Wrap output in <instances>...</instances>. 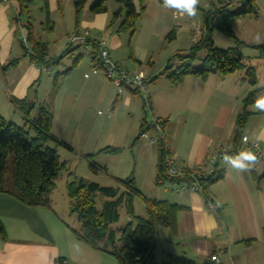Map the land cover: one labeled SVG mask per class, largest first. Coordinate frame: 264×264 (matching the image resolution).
I'll list each match as a JSON object with an SVG mask.
<instances>
[{
  "label": "crops",
  "instance_id": "0c3cea01",
  "mask_svg": "<svg viewBox=\"0 0 264 264\" xmlns=\"http://www.w3.org/2000/svg\"><path fill=\"white\" fill-rule=\"evenodd\" d=\"M93 1L90 0L87 3L77 26L75 25L73 0H47L49 18L52 23L50 25L46 24L45 1H36L30 7L28 16L34 41L47 46L49 57H58L69 47L78 46L69 44L71 35L88 31L92 40L105 42L112 59L121 67L131 73L145 76L148 79L146 85L148 89L149 85L158 81L160 77L152 72L153 66L150 65V56L154 53L153 48H138L128 59L119 57L117 51L123 49L126 42L122 34L128 33L130 37L135 35H131L130 32H117L124 19L125 10L122 11V17L110 26L120 5L114 0H107L106 12L92 14L90 6ZM132 1L137 11H140L142 3L145 4V2H157L159 5L157 12L150 15L148 5L145 4V12L137 24L135 33L139 25L146 26L145 40L149 45L151 36H162L167 39L172 27L179 26L175 20L186 16L181 15L176 9L164 7L158 0ZM205 1V9L209 7L210 1H232L234 5H238L239 2V0ZM256 2L258 6L256 15H248L234 22L238 39L247 44H259L260 41H257L259 38L264 40V0ZM198 7H200L199 4ZM16 15V1L14 5L0 2V69L2 73L0 85H4L3 93L5 97L8 96L11 106L14 105L13 98L28 99L36 106L31 113V116L35 117L40 104L48 105L54 113L52 134L58 140L65 142L72 151L88 150V148L91 150L92 143L101 135L99 131H94L95 127L93 130L88 128L92 122L90 112L99 106L107 107L109 110L113 108L115 112L123 110L121 117H127L129 120L128 123L126 122V127L129 125L130 130L138 136L147 116L143 98L139 93L126 90L119 95L113 84L103 74H91L94 68L93 50H86L80 46L83 57L60 88L52 94L53 80L43 79V75L46 73L50 75L54 69L59 68L63 61L54 69L45 70L32 63L29 57H25L16 39ZM202 23L203 21L195 27L197 29L195 34L200 38L198 39L193 34V44L201 39L202 33L200 34L199 28L202 29ZM50 26L52 29L49 28ZM249 49L251 48H244V54ZM125 53L127 54V49L124 50ZM74 54L76 57L79 52ZM252 55L258 58V53ZM13 61L15 64L3 71L4 67ZM146 61L149 64L148 70L150 71L148 72L143 68V62ZM250 67L256 70L257 86H264V67ZM78 71L80 74H77ZM238 73L240 75H237L235 84L239 87V92L235 96L226 91L227 89L220 88L227 77L235 73L226 77L213 74L207 81L188 76L178 86H172L169 82L170 87L161 93L155 90V86L150 87L151 91H148V96L151 111L157 120L165 121L161 125L164 143L170 154L176 158L175 165L180 171L198 169L209 171L208 160L217 155L220 148H226L228 151L232 149L235 122L242 109V101L254 89L248 83H239V79L245 75L246 70ZM261 95H264V91L258 94L257 99ZM0 106L1 109V103ZM250 109L253 115L247 121L243 137H247L250 143L257 142L264 156V111L254 110L253 107ZM18 113L19 120H24L22 113L20 111ZM174 114L186 120L185 125L191 119L189 127L186 126V132L191 131L196 138L187 147L181 146L178 140L172 137L169 139L167 136L166 130L171 125L170 118ZM0 115L6 120L10 118L8 113L0 111ZM106 125H108L107 122ZM66 133L70 134V139H66L68 138L65 136ZM157 137L160 138L159 133L151 128L146 131L145 137L137 141L135 138L133 141L139 157L146 156V166H152L151 169L146 167V173L147 176L153 174L151 179L155 183L154 175L157 174L158 151L161 142L155 143L151 140ZM148 145L152 147L156 145L157 153L152 147L148 148ZM247 151L256 154L252 148ZM257 157L256 164L246 172L237 171L226 164L222 165L225 169L224 178L209 188L211 204L207 203L201 192L180 190L181 183L159 184L172 188V192H166L162 200L181 206L183 209L177 215L175 233L162 226L158 228L157 252L152 264H162L165 252L196 264L210 262L214 264H264V178H262L264 159L262 156L257 155ZM102 167H106L107 171V165ZM139 176L143 178L145 174L139 172ZM116 179L121 178L116 177ZM133 206L136 216H146V206L141 198H135ZM121 208L124 209L125 216L129 219L127 222L131 220L123 203L119 207V221L111 225L112 229L121 223ZM50 214L60 217L52 200L50 207H28L13 196L0 193V221L5 230L4 235L0 234V264H56L59 260H65V264H120L109 253L93 249L80 241L70 226L56 225L54 222L45 223L44 219L50 220ZM125 225L126 223L115 230L118 231ZM247 240H253V242L250 245L242 243ZM106 245L107 243L101 244L102 247ZM213 256L217 257L216 261L211 259Z\"/></svg>",
  "mask_w": 264,
  "mask_h": 264
},
{
  "label": "trees",
  "instance_id": "16d2710c",
  "mask_svg": "<svg viewBox=\"0 0 264 264\" xmlns=\"http://www.w3.org/2000/svg\"><path fill=\"white\" fill-rule=\"evenodd\" d=\"M17 4V15L20 19L27 21L28 39L33 43V54H29L24 44L19 40V31L16 29V39L19 42L25 57H29L32 63L47 69H54L60 65L66 57L74 58L72 66L63 71L57 72L52 81V94L62 85L69 73L77 66L83 54L81 47H69L58 57H49L46 45L34 41L33 32L29 25L30 7L38 0H15ZM45 6L47 10L46 24H52L49 18L47 0ZM90 0H73L75 11V25L79 23V18ZM107 0H94L90 6L92 14H100L107 11ZM120 5V9L114 14L110 26L114 25L124 11V19L117 32H130L134 35L138 21L145 12L146 6L142 3L140 11H137L132 0H114ZM163 5V0H158ZM257 0H239L238 5L232 1L209 2L208 8L198 9L202 14L203 35L201 39L194 43L186 52L175 54L168 62L164 72L172 86H178L184 82L188 76H195L202 81H207L213 74L226 77L230 74L246 70L243 77L239 79L240 84L248 83L252 89L242 101V109L235 122L233 133L232 149L225 154L236 155L243 148L242 138L248 119L253 112L251 107L264 91V86L258 87L256 70L248 67L246 57L243 54L244 48H251L257 51L258 58L264 60V41L259 44H247L238 39L234 22L248 15L258 13ZM143 2V0H142ZM17 16L15 22L17 24ZM52 29V26L49 27ZM214 29H218L226 37L233 39L235 47L219 49L212 39ZM175 38L172 30L167 39ZM92 61L95 68H100L96 47H93ZM205 51V57L201 59V65L195 66L200 60L199 53ZM79 52L76 57L74 53ZM15 62L4 67L9 68ZM13 103L22 113L25 123L23 126L7 121L0 115V193L16 198L20 203L28 207H50V196L56 187V179L64 169L65 164L60 162L58 146L70 148L65 142L58 140L52 134V123L54 113L48 105L40 104L35 117L31 116L36 107L28 99L13 98ZM158 122L163 125L165 121ZM146 118L137 141L142 134L150 130ZM33 135H32V133ZM54 143L56 147L49 144ZM106 153H118V148H105L101 150ZM170 151L166 148L164 140L160 143L157 161L156 183H197L201 188V193L206 198L208 204L212 199L209 195V188L214 183L222 180L225 176V169L218 160L213 165V170L203 171L184 170L181 176H172L168 172L166 156ZM224 153L218 152L217 155ZM94 154L87 155L88 160H92ZM93 172L106 171V167L96 165L93 161L90 164ZM9 173V175H7ZM264 178V175L263 177ZM100 193L108 199L104 201L99 209L96 205L95 196ZM67 194L70 200V214L76 215L80 224L78 230L72 231L76 237L93 249L109 253L120 264H152L155 261L157 252L158 228L165 227L173 233L177 229V215L183 207L171 204L168 201L151 199L146 197L136 186L132 177L127 179H117V186H101L96 182L83 178L71 181L67 186ZM141 198L146 206V216H136L134 213V199ZM125 204L127 215L131 220L118 231L112 229L111 225L118 222L120 218L119 207ZM5 230L0 221V234L4 235ZM119 234V235H118ZM253 240L243 241L250 245ZM102 243H107L102 247ZM162 264H196L185 258H177L171 254L164 253ZM208 264H214L210 262Z\"/></svg>",
  "mask_w": 264,
  "mask_h": 264
},
{
  "label": "rangeland",
  "instance_id": "374dc122",
  "mask_svg": "<svg viewBox=\"0 0 264 264\" xmlns=\"http://www.w3.org/2000/svg\"><path fill=\"white\" fill-rule=\"evenodd\" d=\"M205 2H206L205 0H200L199 5L201 8H205ZM145 4L148 5L150 15L157 12L159 7L157 2H145ZM11 13L13 15V12ZM175 21L177 25L179 24V26H174L170 30V31L174 30L175 38L173 40L163 38L162 36H151L150 39L151 42L149 45L145 40V35L147 33L146 26L143 27L139 25V29L134 36L130 37L128 33L122 34V38H125L126 40L124 47L125 49L123 48L117 51V55L119 57H126V59H128L129 56L132 57L133 52L138 48L140 49H144V48L150 49V47L153 48L154 53L150 56L151 58L150 65L153 66L152 72H155L160 77L158 81H156L155 83H151L149 86L150 87L155 86V90H157L160 93L163 90L170 87L167 78H165V76L160 74L164 72L167 62L175 54L186 52L192 46L193 44L192 38L194 35H196L195 31L197 32V29L195 27L196 25L201 24L202 14L201 11L198 9L197 15L195 17H188L186 15L184 18L180 17L177 18ZM192 23L194 24L193 26ZM201 28L202 29L199 28V32L200 34L202 33L201 35H203L204 33L203 27ZM196 37L198 39L200 38L198 35H196ZM212 39L214 41L215 46L219 49H227V48L235 47L236 45L233 39L226 37L218 29H214L212 33ZM257 41H260L259 43H262L264 40H262V38H259V40ZM126 49H127V54L126 53L124 54V50ZM252 54H257V53L256 51L249 49L244 54V56L246 57L247 66L264 67V60L260 58H255L253 57ZM204 57H205V51H201L199 53L200 60H198L195 63V66H200L201 59H203ZM147 61L143 62L144 63L143 68L148 72L150 70H148L149 64ZM72 63H73V58L66 57L63 60V63L59 66V68L54 69L50 75H48L47 73L44 74L43 79L50 78L51 80H53L54 75L58 71H65L69 69L72 66ZM1 74L2 73L0 69V79L2 77ZM77 74H80V72L78 71ZM238 74L240 75V73L237 72L234 75H230L229 77H227L226 81L220 85V88L227 89L226 91L231 93L233 96L237 95L239 92V87L235 84V81ZM150 87L146 89L147 95H149L148 91L149 92L151 91ZM4 89H5L4 85H0V94H1L0 99L2 97L4 98L0 100V103L2 105L0 111L4 113H8L10 115V118L7 119L9 122L23 126L25 120L22 121L19 120L18 117L19 110L17 109L14 103L13 104L15 106L10 105L8 96L6 95L5 97V93H3ZM3 100H5V104H3ZM122 111L121 110L118 111L120 113L119 114L118 112L113 111V108L109 110L107 107L99 106L90 112L92 122L89 124L88 128L90 130H93L95 127L94 131H99V133L101 134L99 135V137H97V140L92 143L91 150H89L90 148H88V150L77 149L75 151L74 150L72 151L70 148H67L65 146L56 147L54 143L49 144L50 146L57 148L58 154L60 156V162L64 163L65 167L57 177L55 181L56 187L50 196V199L53 202V206L60 214V217L58 218L56 215L50 214L51 216V217L49 216L50 220H48L47 218L44 219L45 223L51 224L54 222L56 223V225H68L72 229H79L80 224L77 216L70 214V205H69L70 200L67 194L68 184L71 181L79 178L96 182L101 186L116 187L117 186L116 177L121 179L134 177L136 186L143 192V194L146 197L156 198L158 200L164 199L162 197H164L166 192L168 193L172 192L171 191L172 188L170 186L163 187L162 185L156 184L155 181L151 179V177L153 178L152 176L153 174L152 175L148 174L147 176L146 167L151 169L152 166L150 165L146 166L147 164L146 156L139 157L137 149H135V147L133 146V141L137 137V134L135 135L134 134L135 132H132L130 130L129 125H128L129 127L128 126L126 127V122L128 123L129 120L127 119V117H121V115H123ZM152 114L153 117L149 116L148 114L146 116V121L148 124L152 122V118L156 117L153 111ZM180 118L181 116H175V114L171 116L170 118L171 125L167 128L166 132L168 138L172 137L178 140L181 146L183 145L187 147V145H189L190 142H192V140L196 138V136L194 133H192L189 130L186 132V126L190 123L191 119H189L188 124L185 125L184 122L186 120ZM106 122L108 123V125H106ZM65 136L68 137L66 139H70V134L66 133ZM137 145L139 146L140 143L138 142ZM108 147L118 148L120 149V152L106 153L101 151ZM151 147L152 145H148V148ZM152 148L153 150H156L157 153V146L154 145ZM89 154H94V157L91 161L88 160L87 158V155ZM92 161L99 166L107 165L108 166L107 171L101 170L98 173L93 172L92 168L90 167ZM139 172L145 174V177L142 178L141 176H139ZM7 175H9V173ZM154 176L156 177V174ZM107 199H108L107 197L98 193L95 196L97 207L101 209L104 201ZM120 211L122 217L121 223L115 226L114 227L115 229L122 226L124 223H127L128 217L125 216L124 209L121 208Z\"/></svg>",
  "mask_w": 264,
  "mask_h": 264
},
{
  "label": "built area",
  "instance_id": "2783aa9c",
  "mask_svg": "<svg viewBox=\"0 0 264 264\" xmlns=\"http://www.w3.org/2000/svg\"><path fill=\"white\" fill-rule=\"evenodd\" d=\"M0 2L4 4H11L14 5L15 0H0ZM17 16V24H16V29L19 31L18 38L21 40V42L24 44L27 52L29 54H33V43L30 42L28 39V33H27V21L24 19H20L18 15ZM69 44L70 45H78L83 47L86 50L93 49V47H96L97 53H98V59L100 62V68H93L91 71V74L97 75L99 73H102L105 78L114 85V87L117 90V93L119 95L123 94L126 90L133 91L136 93H139L141 97L143 98L144 106L146 108V112L149 116L153 117L152 111H151V106H150V99L149 96L146 93V85L148 83V79L143 76L142 74L139 73H131L121 67L118 63H116L111 55H110V50L105 44V42H97L94 41L90 38V34L88 31H85L81 34H74L69 37ZM47 70H52V69H47ZM150 128H153L156 130L160 138H154L151 141L152 142H162L164 140V133L162 130L161 124L158 122L156 118H152V122L149 124ZM146 133L142 134V137H145ZM247 137L242 138V144L243 148L241 151H247L250 148L254 149L256 151V155L262 156L264 159V156L261 154V149L260 146L257 142L250 143ZM220 152L224 154L220 155H215L211 157L208 160V164L210 165L209 172L213 170V165L218 162V160L222 164H226L224 161V156L228 155L225 154L228 152V149L226 148H220ZM230 156H235V155H230ZM176 158L169 154L166 156V165L168 168V172L172 176H181L183 173L180 171L176 165ZM180 190H189L193 192H201V188L197 183L194 184H188L186 182L181 183L179 186ZM213 261L217 260L216 256H213L211 258ZM65 260H59L56 262V264H65Z\"/></svg>",
  "mask_w": 264,
  "mask_h": 264
},
{
  "label": "clouds",
  "instance_id": "9594fccd",
  "mask_svg": "<svg viewBox=\"0 0 264 264\" xmlns=\"http://www.w3.org/2000/svg\"><path fill=\"white\" fill-rule=\"evenodd\" d=\"M200 0H163V6L176 9L181 15L195 17L198 12ZM253 109L264 111V95L259 96L252 105ZM247 139V138H246ZM258 157L251 151H241L235 156L225 155L224 161L227 166L240 172L250 171L256 164Z\"/></svg>",
  "mask_w": 264,
  "mask_h": 264
}]
</instances>
